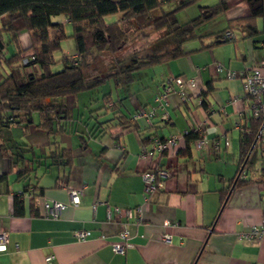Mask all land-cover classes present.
<instances>
[{
  "label": "crops",
  "instance_id": "1",
  "mask_svg": "<svg viewBox=\"0 0 264 264\" xmlns=\"http://www.w3.org/2000/svg\"><path fill=\"white\" fill-rule=\"evenodd\" d=\"M220 1H198L177 13L179 23L203 17L197 36L183 44L181 57L136 71L127 87L116 88L111 81L106 87L59 99L72 110L70 119L55 120L63 126L62 132L39 127V112L31 122L0 126V145L9 148L14 160L22 155L32 168L29 175L18 178L22 163L11 166L0 149V175L7 176L0 182V231H7L10 238L7 250L0 252V264H264V232L249 236L264 218L260 125L253 131L258 120L242 78L226 74L228 69L241 72L264 58V17L255 20L257 35L246 37L234 27V39L215 44L212 34L249 11L246 0H228L224 13L203 15ZM53 20L72 34L65 16ZM18 43L28 48L30 34L20 33ZM68 49L62 48L58 57L77 55L75 42ZM15 52L13 43L8 53ZM170 75L191 78L195 86L185 88L184 99L172 92L168 104L160 106L156 96ZM84 108L88 115L86 110L79 112ZM152 109L149 120L133 119L136 112ZM198 127L208 140L202 149H197L193 138L188 149L181 150L185 142L176 153L142 156L143 146L151 147L156 139ZM12 130L15 137L9 135ZM253 132H258V144L242 163V141ZM61 149L69 150L70 164L65 158H51ZM156 167L168 169L170 175L146 199L141 174ZM73 187L83 188L80 203L68 206L58 219L47 217L45 201L69 204ZM108 205L121 210L108 218ZM125 225L132 247L125 254L116 253L110 244L119 240ZM82 229L90 232L85 241L74 234ZM164 234L172 236L171 242L162 239Z\"/></svg>",
  "mask_w": 264,
  "mask_h": 264
},
{
  "label": "trees",
  "instance_id": "2",
  "mask_svg": "<svg viewBox=\"0 0 264 264\" xmlns=\"http://www.w3.org/2000/svg\"><path fill=\"white\" fill-rule=\"evenodd\" d=\"M198 1L0 0V126H10L15 121L31 122L33 114L39 112L42 115L39 127L48 132H62L63 126L55 120L70 119L72 110L59 99L75 97L111 81L116 88L127 87L136 71L181 57L185 54L183 44L197 36L203 17L179 23L177 13ZM246 2L248 14L229 19L223 31L212 34L215 44L234 39V34L232 38L225 37L234 27L246 37L258 34L255 20L264 17V0ZM169 5L174 7L166 9ZM227 9L228 0H221L210 11L215 16ZM56 16H65L70 21L72 34H67L63 24L53 20ZM22 32L30 34L31 44L26 49L18 43ZM68 38L74 40L77 55L58 57L56 54L62 53V43ZM13 43L16 52L9 54ZM31 55L35 58L24 64V57ZM109 96L110 92L104 93L103 100ZM123 117L120 116L121 120ZM255 124L253 131L258 130L260 122ZM256 135L258 132H253L242 141V163L251 147L258 144L260 137L256 141ZM185 137L186 146L181 150L188 149L191 139L199 135L192 131ZM0 149L11 166L22 163L18 178L31 173L32 168L22 155L17 154L14 160L13 154L7 153V146L1 144ZM51 158H65L67 164L71 161L67 149L53 152ZM250 162L251 155L240 168L238 182ZM6 177L0 175V182Z\"/></svg>",
  "mask_w": 264,
  "mask_h": 264
},
{
  "label": "built area",
  "instance_id": "3",
  "mask_svg": "<svg viewBox=\"0 0 264 264\" xmlns=\"http://www.w3.org/2000/svg\"><path fill=\"white\" fill-rule=\"evenodd\" d=\"M226 38H232L233 33L227 31L225 33ZM35 57L34 55L26 56L23 59V63L27 64L30 60H33ZM218 71H223V67L221 65L217 66ZM228 78H236L241 77L243 80V87L245 94L251 99V109L253 117L256 118L260 122L259 127V137L264 148V58L255 62L250 67L242 70L241 72H237L232 69H228L227 72ZM191 86H195V82L193 79H183L181 76L177 75H170L165 83L163 84L162 89L156 96V101L160 106H166L169 102V95L172 92H177L180 96L184 99L186 97L185 88ZM154 109L150 110L149 112L140 110L133 115V119H137L139 117H145L149 120L150 116L154 113ZM164 117H168V113H164ZM203 128L198 127L194 131L197 132L199 137L195 140V145L197 149H202L203 147L208 145L207 138L202 135ZM189 131H186L181 134L172 135L168 138L156 139L151 147L143 146L142 148V156L144 157H152L154 156L155 152L159 154L162 153H176L180 146L185 143L186 134ZM228 144V142H226ZM215 148H218V142L213 143ZM170 173L166 168H152L147 169L142 172L141 176L144 182V194L145 198L157 192L165 179L169 177ZM264 189V184L263 188ZM69 194L71 197V202L69 204L55 201V200H46L44 203L45 212L47 217H51L53 219L60 218L62 212L68 206H77L81 201V196L83 194V188H70ZM97 203L94 204V209L96 208ZM119 207H112L110 205L107 206V216L108 218L112 217L113 211L120 212ZM141 209L139 208V211ZM130 210H126V213L130 215ZM264 232V218L263 223L261 226H254L252 232L249 234L250 237H260L261 234ZM75 236L79 241H85L90 232L88 230H77L75 231ZM101 239H104V236H100ZM130 238V231L128 227L125 225L119 231V240L116 242H111V247L114 252L125 254L127 250L132 247V244L129 242ZM162 239L166 242H171L172 236L170 234H164ZM10 242L9 234L7 231L2 230L0 231V252L7 250L8 244ZM52 260V256L48 255L46 257V261L50 262Z\"/></svg>",
  "mask_w": 264,
  "mask_h": 264
},
{
  "label": "rangeland",
  "instance_id": "4",
  "mask_svg": "<svg viewBox=\"0 0 264 264\" xmlns=\"http://www.w3.org/2000/svg\"><path fill=\"white\" fill-rule=\"evenodd\" d=\"M199 1H201V3H202V0H199ZM174 7V5H169L168 7H166V9H171V8H173ZM215 17H217V16H215ZM68 31H70V30H72L71 29V27H69L68 29H67ZM66 31V30H65ZM72 47V46H74V40L72 39V38H68V39H66V40H64V43H63V46H62V48H64V51H66L69 47ZM69 50V49H68ZM57 56H60L61 54L60 53H57L56 54ZM58 67H60V65L58 66ZM57 67V68H58ZM106 86H108V84L106 83V84H104V87H106ZM98 93V92H97ZM96 92L94 93V95L95 94H97ZM84 110H86L85 108L84 109H81V111H79L80 113H83V111ZM77 112V111H76ZM84 113H86L87 115L89 114V111H84ZM4 135H6V136H8V133L5 131V133H4ZM9 135H12V137H15L16 136V132L14 131V130H12V131H9ZM3 137V136H2Z\"/></svg>",
  "mask_w": 264,
  "mask_h": 264
},
{
  "label": "water",
  "instance_id": "5",
  "mask_svg": "<svg viewBox=\"0 0 264 264\" xmlns=\"http://www.w3.org/2000/svg\"><path fill=\"white\" fill-rule=\"evenodd\" d=\"M203 15H204L205 17H208V16H211V15H212V12H208V14L206 15V11H204V12H203Z\"/></svg>",
  "mask_w": 264,
  "mask_h": 264
}]
</instances>
